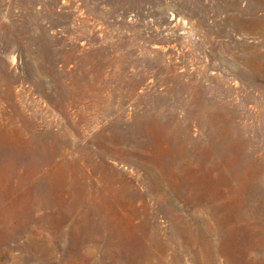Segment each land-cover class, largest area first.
Wrapping results in <instances>:
<instances>
[{"label": "rangeland", "instance_id": "rangeland-1", "mask_svg": "<svg viewBox=\"0 0 264 264\" xmlns=\"http://www.w3.org/2000/svg\"><path fill=\"white\" fill-rule=\"evenodd\" d=\"M0 264H264V0H0Z\"/></svg>", "mask_w": 264, "mask_h": 264}]
</instances>
